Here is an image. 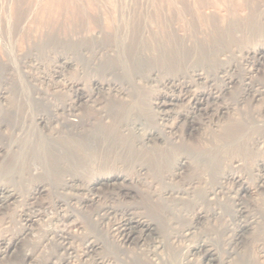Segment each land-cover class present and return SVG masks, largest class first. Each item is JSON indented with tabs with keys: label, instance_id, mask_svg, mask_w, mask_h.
Listing matches in <instances>:
<instances>
[{
	"label": "bare ground",
	"instance_id": "obj_1",
	"mask_svg": "<svg viewBox=\"0 0 264 264\" xmlns=\"http://www.w3.org/2000/svg\"><path fill=\"white\" fill-rule=\"evenodd\" d=\"M53 1L59 2L58 0H53ZM205 1H207V0H205ZM196 2H199V4H200V2H203V0H196ZM249 2H252V1H249ZM165 3H166V1H165ZM179 3H180V5H182V8H180V11L182 10V12L185 9L186 10L188 9V11H192V8L194 9V6L195 5L196 6L199 5V4L197 5V3L195 4V2H193V0L192 1L191 0H179ZM207 3L208 2H206V4ZM241 3L242 2H239V4H241ZM72 4H73V2H72ZM72 4H71V6H72ZM46 5H48V4H46ZM52 5H53V3H52ZM166 5H167V3H166ZM219 5H222L223 7L224 6H227V5H224V3L223 4L220 3V4H218V6ZM71 6H69V7L71 8ZM169 6L170 5L168 4L167 7H169ZM229 6H231V5L229 4ZM64 7H65V5H64ZM79 7H80V5H79ZM176 7L177 6H174V8H176ZM206 7H208V6H206ZM46 8H47V6H46ZM54 8H56V7L54 6L53 9ZM225 8L226 9H224V8L223 9L227 12L230 7H225ZM57 9H59V8H57ZM60 9L62 11V7ZM219 9L220 8H218V10ZM231 9H232V6H231ZM239 9H241V8L239 7ZM247 9H249V8H247ZM156 10L154 12H156ZM178 10H179L178 8L175 9V11H178ZM224 10H223V12H225ZM57 11L60 12V10H57ZM74 11H75V9H74ZM140 11H139V13H140ZM170 11H172V10L169 9L168 12H170ZM263 11H264V9H263ZM149 12H151V11H149ZM166 12H167V9H166ZM203 12H204V10H203ZM207 12H208V10H207ZM17 13H18V11H17ZM60 13H61L60 15H62L63 12H60ZM84 13H85V10H84ZM185 13H187V12H185ZM66 14H67V12H66ZM74 14H75V12H74ZM182 14L184 15V13H182ZM196 14L197 13H195V15ZM262 14L260 12L255 13V12L251 11L249 14H246L245 13V14H243V16H241V15L236 14L234 12V10H233L232 12H229L228 15L227 14L224 15V13L221 14L217 10L214 11V9H213V10H211V12H208V13L204 14V15H207L206 16V21H208L207 23H209V25L210 24L212 25V28L210 29V33L207 36L201 35V31L198 29L199 31H197V32H199L200 35H201V36L200 35L198 36V33L196 31H194V29H192V32L190 30V32H191L190 35L193 36L192 38H194L191 43H189L191 41L190 38H189V36H190L189 33L190 32L188 33L189 36L186 34L187 37L181 38L178 35H176L178 33H176L174 31L173 33L177 36L175 38H178L179 37L180 40L182 41V43L184 42V44H185L184 45L185 48L183 50L180 47V50H182L181 51L182 53L180 55H183L184 57H181L182 59H180L179 58L180 55L178 56V52H173V50L171 49V47L177 45L178 44L177 43V44H175L173 46H171L172 44L170 45L171 47L169 48L170 49L169 52H170V55L171 56L169 55L170 56L169 57L168 54H167V59L169 58V61L171 62L170 64H168V66L170 68L172 67L173 69L174 68H179V69L176 72H174L173 74H169L171 72H168L169 75L166 74L162 78L155 79L156 77H158L160 75V72L162 73V71L164 70V69L162 70V68L164 66L161 68V65H158V66L154 65V66H152L154 68H152L146 74V76L144 78H142L144 82H157L159 86L160 85L162 86L161 89H160V91L157 92L154 95L153 101H148V102H151L152 106H150V107L154 111V117H153L154 118V123H153L154 125H152V123H151L150 125H147V126H145L146 123L144 124V122L141 121L142 119L139 120L141 117H139V119H137V117H135L136 115L134 116L132 114L133 112L136 111V110H134L135 109L134 107H136V105L133 104L134 101L133 100H130V99L133 96L132 91L135 88H133L134 87L133 86L132 87L133 89H132L130 87V84H128V83H130L129 73L131 72L130 71L131 68L127 64V60H125L124 57H122L123 53L120 54L121 48L123 47V45H124L125 48L127 47L129 50H131V48H133V43L134 42H137L136 41V38L130 37V40L129 41L128 40L125 41V40H123V38H119V39H116V40L114 38L113 39L114 40V43L111 44L110 43V41L112 40V39L110 40V36L111 35H107L106 39H104V40H100L99 39L100 40V41H98L99 43L96 44V42L94 41V39H96V38L93 37L95 34L93 36H90V35L86 36L84 34L83 35L81 34L82 36H79L77 38H74V36L72 37V36L69 35L68 36L69 38L64 41L65 42V45L64 46H66V48H65L66 49V52L64 54H62V53L59 54V56L57 57V60H56L57 62L53 66V77H56V78L57 77H60L64 71H72V72L75 71L73 69L74 66H77L78 63H80L81 60H84L86 58V56H87L85 54L87 52H90V53L95 54V55L96 54H99L103 58L102 63L103 64L105 63L106 67H103V66H101L103 68H99L98 67L99 68L98 69L99 72L102 73V74L103 73H106L108 75L110 74V75H112L114 77V79L113 80H112V78L111 79H108V78H110L109 77L110 75L107 76L108 77L107 79H105L106 77H104L101 74H99V77H97L95 75H91V76L89 75L88 76V74L86 73L88 69L86 70V69H84L81 66L83 69H80L81 70L80 72H82L85 75L87 74L86 77L87 78L89 77L88 78V82H90V84L92 83V86H90L89 89L87 88L88 89L87 90L85 88L87 84L85 85L84 82L82 81V78H81L82 76L81 77H78V78H75V79L72 78L71 80L68 79L69 81H67L68 82L67 84H68V87H69V91H71V93H72L71 95H72L73 99L72 100L70 99L71 101L69 100L70 101V104H69V107L67 108L68 109L67 115L65 114L66 116H62V117L59 116L58 113H56V111L59 110V108H60L59 106L60 105H58V104L56 105L55 103H53L51 101V99H49V97L47 95L48 94L47 91H46L47 93L46 92L44 93V92L39 91L38 94H41V97H35L36 104H38L39 107L36 108L37 110L35 112V115L33 117L31 116V119L33 118V121L35 122L36 125H40V129H43L44 131L48 132V133L45 132L46 133L45 140L47 138L48 139V142L43 144V142L41 143V141L39 140L41 144L38 143L39 145L37 144L36 149L37 148L40 149L41 152H39L37 154H39V156H41V158H43V157H48L49 158V159L47 158L48 160H46V158H43L44 160L40 159L43 162L42 165H44L46 167V170L49 173H50L49 169H52L53 172H54V170H60L61 172H65V173H62L63 174L62 178L59 177L61 179V182L59 183V185L56 184V186H57L56 189H57L58 194H62L64 196L66 195L64 197V199L56 200L57 203H55V204L58 205V208L61 207V206L70 204V202L68 201L69 199L70 200L75 199L79 204H81L82 206H85L87 208L89 205H92L95 201H97V198H98L97 196H98V194L100 192H106V193L108 192L111 195L116 196V199H118L120 202L122 201V203H123V200L124 199H131L133 201H136L135 200L136 198L144 199L145 202L147 203V207L152 208V209H155L156 208V205L154 204L153 197H156L157 199L163 201L164 204L166 203V205H167L166 207H169L171 205L172 206H175V205H178V203H182L183 204V203H185L184 200H188L189 197H192V195H193V187H194L192 185L195 183V181L192 180V179L195 178L196 175L192 179H189V181H187L184 185L181 184L182 186H178V185H177L178 187L171 186L172 184H169V183L164 182L165 184H163V186H161L160 188H155L154 186H156V185H154L153 186L154 189L151 188L152 190H150L149 193H144L143 191L140 190L141 187L140 188L138 187V183L139 184L142 183V182H140L139 178H137L138 175L136 174V176L133 177V175H131L129 171L126 172V170H125V172H124L123 170H121L123 162L121 164V168L119 169V167H118L119 170H114L117 166H120V165H117V166L115 165L116 167L113 169V171H111V170L108 171V169L105 170V172H93L92 171V173H90V172L88 173V172H82V171H84L86 169V166H89V165H86L88 163L86 161V155H87L86 152L89 151L88 152L89 155H90V151H92L93 153H97L98 154L97 155V158L100 159V162H101L102 159H104L101 156H102V154L105 155V151H108L109 150L110 144L113 145L115 142L116 143H119V139H117L118 136H116V135L119 134L118 132H120L121 130L120 131H118V130L122 126L124 127L125 130H128L129 131V134L131 136L127 135L129 137L126 136V139L129 138V140L132 141V144H133V141L138 137L137 138V141H136V145H137L136 148H138V147H140L139 149H141L142 147H149V149L155 148V149H159L158 151H160L161 153L163 151H164V153H166L167 150H169V149L171 150V147H175L178 150V147L181 148V146H183L185 144L186 140L189 141L190 138H195L193 136L195 133H198V134L201 133V135H202V132H204L205 129L200 132L201 127L199 125L197 126V124H196L197 122L195 123V121L193 120L194 119L193 116H189L188 113L181 112L178 109V107H179L180 104H182V102L188 101V102H190V103H192L194 105L193 106L194 108H197V110L200 111V110L203 109L200 106H203L204 103H206L208 101V99L217 98V96L216 95L214 96V94H212L210 91H206L205 89H202V90L198 91L195 88L196 85L198 86V84H200V83L205 82L207 84L209 81L213 80V79H210L209 78V70H210L209 67L212 66V63H213V61L211 59H214L215 61H217V59L220 60V59H223L224 57H230V58L231 57H235L236 58V56H237L238 58H241L242 61H245L246 60L247 62H249L251 64V66L248 67L247 69H244L243 68L245 70V72H243L244 70H242L243 74L240 76V78L238 77L240 79L239 82L241 83V89L239 88L241 91L240 90L239 91L237 90L238 93L235 95V99H234L233 103L231 105H229V104L218 105L217 110H216V113H214L215 115L212 113L213 114L212 116H214V117L210 119V122H212V124L215 127L213 129L208 130V132L206 130L205 131H206V133H208V136H212V139H213L214 142L216 141L215 142V144H216L215 146L216 147L215 146L214 147L217 148V150H214L215 153L213 151V153L216 154L214 157L211 156V157H209L208 161L206 160L207 163L209 162V164L214 167V165H216V163L221 162L220 159H222L221 157H223L225 153H227L230 150V151H232L231 153L234 155V152H237V151L235 150L233 152V149H236V148H239V147H242V148L245 149L244 153H247L249 150L255 149L258 152L264 154V83H262L260 86H255L256 84H253L254 81L251 82L252 81L251 80L252 79L251 78L252 75L255 72L257 73L261 67H264V42L260 43V41L258 40L259 38L257 39L259 41V44L258 45L256 44V46L255 45L250 46V43H249L250 41L248 42L249 38L251 39V37H252V39L253 38L256 39V37H259V36H262V35L264 36V16ZM56 15H59V13H57ZM64 15H65V12H64ZM132 15L134 16L135 14H132ZM154 15H155V13H154ZM165 15L166 14L163 13V15H161V16H164L166 18ZM174 15H176V14L174 13ZM204 15H203V17H204ZM135 16H137V15H135ZM176 16L179 19H180V17H182V16L178 17L179 15H176ZM53 17H55V16L53 15ZM157 17H158V15H157ZM167 17H169V15ZM189 17L192 18L191 16H189ZM194 17L192 19H194ZM72 18L73 17H71V19ZM87 18L89 19L88 16H87ZM177 18L175 17V19H177ZM35 19H37V18H35ZM79 19H81V18L79 17ZM83 19H85V18H83ZM182 19H184V18H182ZM195 19H196V21H198V17L197 16L195 17ZM135 20H134V22H135ZM153 20H154V17H153ZM157 20H159V19H157ZM65 21H67V20H65ZM189 21H192V20L189 19ZM200 21L201 20H199V22ZM24 22H25V20H24ZM58 22H59V20H58ZM67 22H65V23H67ZM127 22H128V20H127ZM144 22L145 21H143V25H142V23L141 24L140 23H137V26L142 25V27H143L144 26ZM158 22H160V21H158ZM168 22H172V21H168ZM199 22H196L197 23L196 26H200ZM60 23L61 22H59V24ZM124 23H125V21H124ZM127 24H128L127 26L129 27V23H127ZM133 24H132V26H133ZM189 24H191V23H189ZM50 25L51 26H54L53 24H50ZM192 25H193V23H192ZM43 26L44 25H42V27ZM118 26L120 27L119 24H118ZM132 26H131V28H132ZM164 26H165V23H164ZM188 27H187V29H188ZM44 28L45 27H43V29ZM54 28H56V26H54ZM83 28H85V26H83ZM87 28H85V29H87ZM147 28L148 27H146V29ZM57 29H56V31H57ZM119 29H117V30L119 31ZM125 29H126V26H125ZM165 29H168V28H165ZM165 29H164V31H165ZM176 29H178V28H176ZM185 29H183V30H185ZM53 30H55V29H53ZM62 30H63V28L61 29V31ZM71 30L68 29L67 31L69 32ZM110 30L113 31L112 28ZM115 30H116V28H115ZM133 30L134 29H132V31ZM64 31H66V30H64ZM111 31H110V33H111ZM137 31H138V29H137ZM137 31H135V32H137ZM144 31H145V27L141 30L140 34L142 33V35H143L144 34ZM47 32L48 33H51L49 31H47ZM149 32H151V31H149ZM181 32H182V35H183L184 32L182 30H181ZM71 33H73V32L71 31ZM74 33H76V32H74ZM100 33H101V31H100ZM106 33H104V34H106ZM128 33H130V32L128 31L127 34ZM157 33H159V32H157ZM7 34H8V32H7ZM151 34H153V32ZM174 34H173V36H174ZM153 35H155V34H153ZM160 35H162V34H160ZM65 36H67V35L65 34ZM96 36H98V35H96ZM167 38H168V36H167ZM49 40H50V37H49ZM172 40H174V39L172 38ZM232 40L233 41L234 40H238L239 41L238 43H240V42H247L248 44L245 43L244 47L241 46L240 49L238 48V50H239L238 51V54L232 52V53H230V55H226L224 53V51H222V50H221L222 52L219 51V46H221L223 48L225 46V48H226V45H228ZM140 42H142V41L140 40ZM135 44H137V43H135ZM242 44H240V45H242ZM142 45L144 46V43ZM232 45L234 47L235 44L232 43ZM136 46L138 47V45H136ZM153 46H154V43H153ZM237 46H238V44H237ZM112 48H114V49H112ZM137 50L139 51V48ZM137 50H135V51H137ZM176 50H178V49H176ZM122 51H123V49H122ZM141 52H143V51L141 50ZM150 53H151V51H150ZM144 54L146 56V50H145ZM152 55L155 56L156 54L153 53ZM221 55L223 57H221ZM161 57H164L163 54L161 55ZM161 57H159V58L161 59ZM195 57H198V58H201V59H204L205 58V59L202 60V62L200 61V63L194 64L195 66H192V68H189L188 69V65L190 64V62H192V61L189 62L188 60H190V59H194L195 60ZM151 58L154 59L155 57H152L151 56ZM209 58H210V60H209ZM85 60H87V59H85ZM135 60H136V58H135ZM97 61H99V60H97ZM97 61H96V63H97ZM161 61L164 62L163 58L161 59ZM89 62H90V60L88 61V63ZM94 62H95V60H94ZM155 62H156V60H155ZM162 62H161V64H162ZM132 63H134V62H132ZM156 63H159V62H156ZM193 63H195V61ZM91 64L92 63H90V66H91ZM135 64L137 65V62ZM94 65L96 66V64H94ZM147 65H149V64H147ZM191 65H189V66H191ZM139 66H141L140 63H139ZM230 66L231 65L228 64V63L219 65V67H217V70L213 74V78H216V76L218 77L217 72L218 73L219 72L220 73H224V75H225V76L223 75L222 78L219 76L222 79V85H220L221 87H219V92H229V90H231L230 88H231L232 84L234 85V83H235V79L232 77V75H230V76H227L226 75L228 73V71L231 70V67ZM87 67H88V65H87ZM141 67H143V66H141ZM90 68H92V67H90ZM137 69H138V67H137ZM239 69H240V67H239ZM142 70L143 69H141V71ZM94 72H96V70ZM137 73H140V71H138ZM75 74H77V73H75ZM140 74H142V73H140ZM8 75H11V74H8ZM100 75L103 76L104 78L103 79L100 78ZM135 76H136V74H135ZM143 76H144V74H143ZM33 77L34 76H32V78ZM76 77H77V75H76ZM117 77L118 78L121 77L122 80L120 78L117 79ZM87 78L85 79L86 81H87ZM135 78H137V76ZM123 79L126 80L127 86H129V87H125L126 85L124 86V84H126V83L123 82ZM138 80H140V79H138ZM216 80H217V78H216ZM131 81H133L132 78H131ZM134 83H135V80H134ZM140 83H142V82H140ZM135 84L137 85L138 83H135ZM147 84H149V83H147ZM33 86H36V85L33 84ZM141 86H143V85H141ZM145 86H146V84H145ZM151 86H153V85H151ZM141 89H142V87H141ZM135 91H138V89H136ZM139 91H141V90H139ZM6 93H7V91L5 89H4V91H0V99H3L4 100ZM138 93H140V92H138ZM35 94H37V92ZM53 96L50 95V98H52ZM16 97L17 98L18 97H22L24 99V98L27 97V95H25L21 91V89H20V90H18V92H16ZM146 99H145V103H144L143 99H141V100L140 99H137V100L143 101V103H144L143 105L140 103L143 106V108H144V105L146 104ZM135 100H136V98H135ZM54 101H55V99H54ZM140 101H138V102H140ZM136 102H134V103H136ZM23 103H24L23 101L20 104H12L11 103L12 105H14L12 108L11 107L9 108L7 106V104H5L6 105V107L4 106L5 109H1L2 107L0 108V112L1 111L4 112V115L3 116H2V113H0V117H1L0 118V128L1 127H7V128H10L11 130H14L15 131V130H22V129H24V127H26L23 124L25 123V121L28 120V118H27L28 115L32 114L34 107H32V105L29 104V103H26V104H23ZM56 103H57V101H56ZM137 104H139V103H137ZM148 104H150V103H148ZM141 105H139L136 108H140V107L142 108ZM147 108H148V106H147ZM61 109L64 110V107H62ZM145 109L146 108H144V110L143 109L142 110L145 112L146 111ZM206 109L207 108H205V110ZM142 110H140V113L142 112ZM137 111H139V110L137 109ZM203 111H204V109H203ZM62 112H64V111H62ZM148 112L146 111L145 113H148ZM131 115H133V117H131ZM137 115H138V113H137ZM149 115L147 116V118L149 117ZM142 116H144V114ZM31 121H30V123H32ZM26 123H29V122H26ZM22 126H24V127L22 128ZM31 127L32 126H30V128ZM123 127H122V129H123ZM3 130H6V129H3ZM32 130H33V128H32ZM125 130H124V132H126ZM136 130L137 131H140V132L142 131V134L140 132L139 133L137 132L139 135L141 134L139 136L136 133ZM122 132H123V130H122ZM27 133H28V131H27ZM29 133L31 134L30 131H29ZM35 133H36V131H35ZM206 133H204V134L207 135ZM30 136L32 137L33 135H30ZM133 136L136 137V138L134 139ZM41 137H44V136H41ZM0 138H3L5 140V141L2 140V141H4V143H2L0 141V157L6 158V156H8V155L10 156V153L11 154L13 153V150L14 149L12 151H11V149H12V147L14 145H12V144H14L13 141H15L16 139L11 138L12 141L10 142L9 139H8V135L7 136H4V134H2V133L0 135ZM19 138H21V137H19ZM19 138H17V139L19 140ZM33 139H34V137H33ZM120 139H122V138H120ZM207 139H208V137H207ZM201 140H198V142L201 141ZM36 141H33L34 142V146H36L35 144L38 142V141L37 142ZM213 141H212V143H213ZM29 142H30V140H29ZM120 142H122V141L120 140ZM21 143L23 145V140H22ZM127 143L128 142L126 141L125 144H127ZM125 144H124V146H125ZM17 146H19V145H17ZM128 146L130 147V145H128ZM22 147H24V146H22ZM195 147L198 148L197 146H195ZM214 147H212V148H214ZM25 148H26V146H25ZM110 148L112 150L113 146H111ZM34 150H35V147H34ZM133 151H136V150H133ZM146 151H147V149H146ZM108 152L111 153L110 150ZM122 152L123 151L120 152V155H121ZM140 152H138V153H140ZM183 152H185V151H182V153H179L176 158H173V159L170 158L172 161H171V163L169 165L170 167H167L168 168V170L166 172L167 175L165 176V173H164L163 177H161V178H168V180H170L169 178H172L173 176H177V175L178 176H182L183 175L182 173L184 172L185 169L190 168L191 166H193L192 165L193 164L192 163L193 161L191 162V160H192L191 158H193V160H194V158H195L194 156L195 155L193 157H191V156H189V152L186 153V154H184ZM210 152H212V151H210ZM240 152H241V150H240ZM240 152H239V154H240ZM253 152H254V150H253ZM253 152H252V156L254 155ZM22 153H23V151H22ZM29 153H31V152H29ZM150 153H152V152H150ZM167 153H168V151H167ZM199 153H201V152H199ZM199 153H198V155H199ZM205 153L206 152H204V155L205 156H207V154L209 155L208 152H207V154H205ZM14 154H16V153H14ZM34 154H35V152H34ZM125 154L127 155L126 152H125ZM156 154H157V152H156ZM169 154H170V152H169ZM190 154L192 155V153H190ZM17 155L18 156H21L22 154L20 155L18 153ZM157 155L158 156H162L163 153H162V155H159V154H157ZM32 156H33V154H32ZM106 156H107V154H106ZM113 156L115 157V155H113ZM127 156H126V158H127ZM129 156H131V155H129ZM135 156H136V154H135ZM139 156H141V155H139ZM139 156H138V158H140ZM164 156H165V160H166V154ZM237 156H234L233 158H230V159H229V157L226 158V159H229V162H226L225 163V164L228 163L227 164V169H223V167H222V169L218 170L219 172L216 173L217 176L215 175L216 176V178H215L216 180L213 179L215 181L214 184L212 185V183H213V181H212L211 188L209 190H206L205 191V194L204 195H205V199L206 200H207V198L209 200H211L212 196H217V194L223 192L224 191L223 189L226 188L227 183H231L232 184V189H230V191H232L233 193H235L236 197L242 198L243 200L245 199V201H246L247 200L246 199L247 194L250 192V189H251V187L249 186V183H248V181L250 179L247 178L249 176H252V178H254V186L253 187L256 190V192H258L261 195L264 194V157L263 156L262 157L260 156L261 158L260 157H256V158L252 159L253 161L251 160L252 163H250V164H252V165H251L250 169H249V166H247L248 167L247 170H249V171L247 173H244L243 174V173H240L239 171H236L237 169L235 170L234 167L235 166L236 167L237 166H240L241 163H245V162H243L245 160V156H243L244 158L243 157L241 158L239 155H237ZM14 157H16V156H14ZM145 157H146V155H145ZM169 157H170V155H169ZM202 157H204V156H202ZM248 157H250V154L248 155ZM30 158L33 159L31 156H30ZM37 158L38 157H36V159ZM126 158H125V161H126ZM160 158H162V157H160ZM14 159H17V158H14ZM31 159H29V160H31ZM132 159H133V157H132ZM153 159L156 161V155H155V157ZM19 160H23V158L22 159H19ZM163 160H164V157H163ZM4 161H5V159H4ZM14 161H16V160H14ZM161 161H162V159H161ZM25 162L26 161H24V163ZM32 162H34V160ZM40 162L38 161L36 163L38 164ZM211 162H213L214 164H211ZM1 163H4V162H1ZM22 163H23V161H22ZM89 163H90V161H89ZM164 163H162V164H164ZM130 164L131 163L127 164V165H129L128 167H131ZM153 164H155V162ZM205 164L206 163H204V165ZM3 165H1L2 168L0 169V172L4 168ZM12 165H13V163H12ZM16 165H17V163H16ZM47 165H48V167H47ZM137 165H138V169H137L138 172H140L142 170H145V171L146 170H149V167L145 166L144 163H138ZM218 165H222V163L221 164H218ZM44 166H42V167L44 168ZM162 166L163 165H161V167ZM194 166H196V165H194ZM241 166H243V165H241ZM16 167H18V165ZM42 167L39 168V169H42ZM95 167H96V165H95ZM207 167L209 168V166H207ZM6 168L9 169V167H7V166H6ZM132 168H131V170H133ZM217 168H219V167H217ZM30 169H32V168H30ZM163 169H164V166H163L162 170ZM5 170H4V172H5ZM154 170H156V169H154ZM202 170H205V166H204V169H202ZM20 171H22V170H20ZM90 171H91V169H90ZM99 171H101V169H99ZM61 172H59V173H61ZM43 173H41V174H43ZM145 173H147V172H145ZM158 173H159V171H158ZM23 174H21V175H23ZM54 174H56V172ZM180 174H182V175H180ZM45 175H47V174H45ZM1 176H2V174H1ZM58 176H60V175H58ZM31 177H32V175H31ZM35 177H37V176L35 175ZM49 178H50V176H49ZM185 178H187V177H185ZM20 179H21V177H20ZM54 179L55 178H53V180ZM35 181H36V179H35ZM48 181L49 180H47V182ZM54 181H53V184L55 183ZM7 182L9 183V181H7ZM51 183H49V185H51ZM12 184H13V182H12ZM49 185L46 184V181L45 180H42L41 179V180H38V181L35 182V184H34V186H33V188L31 190H30L31 187L28 188L29 191L27 193L21 190V194H22V192L25 193L26 195L24 196V198L27 201H31V203H34V202L37 201V199L39 200L40 197H42L43 195L48 194V191L49 190L47 189V187ZM151 186H152V184H151ZM49 188H50V186H49ZM50 191H53L52 195L55 192L54 190H51V188H50ZM67 191H69L70 193L69 192L67 193ZM19 198H21V195L13 187L8 186V185L7 186L0 185V214L6 213V211L8 210V208H10L11 205H13V206L16 205V203L19 201ZM126 202H125V204H126ZM139 202H141V201H139ZM27 203H29V202H27ZM41 203H43V202H41ZM34 204H36V203H34ZM34 204H32V205H34ZM113 204H112V206H113ZM141 204H142L141 206L144 205L143 203H141ZM110 205L109 206H108V204H107V206H104L103 205V207H101V208H99L98 210L95 211L96 212L95 214L97 215V217L99 216L100 218L106 219V220L110 216L113 217L117 213L120 214V216H121V218H119L120 220H118V221L116 220L115 223L112 222V223H114L116 225L115 229L118 232V235H119L118 238L120 239L118 241H120V244H122V245L131 244V243L137 244V243H140L141 241H145L146 239H149V240H151L154 243V246H155L154 248L157 249V250H159V249L164 250L167 245L169 246L170 244H172V243H174L176 241H179L182 238H183L182 240H184L185 238H188L189 236H191L194 233V231L198 228V226H202L203 224H207L209 221H211L212 219L217 218L218 216H221V214H222V211H220L219 209H217V207L216 208L215 207H212V206L211 207H207L209 205L206 206L207 209H202L201 207L200 208L197 207V208L194 209L193 214H192V219L189 220L190 223H188V225L186 227H184L183 229L181 228V230L178 233H175L174 232L175 234H169L168 236H166L164 238L163 232H162V225H161V223L158 222L155 219L156 217L153 219L152 217L149 218V216H146L147 213H146V215H144L146 217L144 219H141L143 215L140 216V217H138V213L139 212L136 210L138 207H137V205H136V207L134 206L135 205L134 202H133V205H125L123 208L120 207L121 209L118 208L120 211H118L116 208H114V207H112ZM27 206H30V205H27ZM141 206H139V208H141ZM254 206L256 208L254 209V212L252 213V215L249 218L247 217V219L243 220L242 222H237L236 225L234 226L235 228H233V230H232L233 237H231L232 239L229 241V246H232V247L229 249V251H225L226 254L222 258H220L218 256L217 252L214 251L212 248H210L209 245H207L206 243L200 241V242H196L193 246L191 245V247L187 250V253L185 252L186 253L185 255H183L182 257L181 256L180 257H177V258H180V259L177 262L175 261L176 264H186L188 261L191 260V258H189V257L190 256H194V254H200L199 256H200L201 264H264V199L260 203H254ZM44 207H45V205H44ZM70 207L72 208L71 205H70ZM85 207L83 208V211H81V213L82 212H86L85 211L86 210ZM143 207L145 208V206H143ZM67 208H65V209H67ZM77 208H78V206H77ZM54 209H56V208H54ZM68 209H70V208H68ZM68 209H67V211H69ZM43 210L44 209H42V211ZM57 210H59V209H57ZM70 210L72 211L73 209H70ZM156 210H157V208H156ZM171 210H173V209H171ZM39 211L40 210H38V212ZM248 211H249V208L247 206H240L239 208H235L233 210L234 217H236V216H242V215H244V213H247ZM38 212H36V214L34 212H32V213H24V218H23L24 223L22 224L21 230L20 231L18 230L19 232L15 233L13 235H9V236H4V235L0 236V264H2L1 261L9 262L10 260H14V259H19V261H20L21 264H25L27 261H32V259L34 258V253L35 252L31 251L30 249H31V247H33V248L36 247V245L38 244L37 241H40L39 237L41 236V235L39 237L36 236V233H35V230L36 229L34 228V224L37 222L36 216L38 215L37 214ZM43 212H45V211H43ZM65 212H66V210H65ZM65 212H64L65 215H60V216H63L62 217L63 218V220H62L63 222H65V220L66 221H69V226H71V227H79V226H81V225H79V222L82 219H80L79 222H78V219L75 218V214H77V213H75V212L65 213ZM89 212H87L85 215L87 216L89 222H91V218H92L93 215L90 214ZM152 212H153V210H152ZM46 214H48V213H46ZM119 214H117V215H119ZM151 214H153V213H151ZM60 216L58 218H60ZM44 217H46V216H44ZM157 217H159V215ZM102 219H101V221H102ZM86 221H87V219H86ZM86 221L83 220V222H86ZM59 223H60V220H59ZM98 223H99V221H98ZM166 223H167V221H166ZM57 225H56V227H57ZM166 227H168V226H166ZM170 227L173 228L172 226H170ZM40 228H42V227H40ZM51 228H54V227H51ZM91 228L93 230V227H91ZM96 228H98V227H96ZM163 228L165 229V227H163ZM115 229H114V231H116ZM57 230H60V229L57 228ZM172 231H175V230L172 229ZM70 232H72V231H70ZM70 232L69 231H66V229H65V230H60V234L59 235L57 233V236L59 238H61L63 242H65V240H66V242L62 244V248H65V245L69 243V241L67 239L70 237L68 235V234H70ZM46 233H47V231H46ZM55 236H56V234H55ZM48 237L50 238V236H48ZM31 239H34V241H31ZM45 240H48V239L45 237L44 238V241ZM115 241L117 242V240L114 239L113 242H115ZM25 242L28 243V247H30V248H25L26 247L24 245ZM51 243H55V242L53 241ZM108 243H109L108 245H110V242L109 241H108ZM54 245H56V244H54ZM102 245H103V243H102ZM42 246L43 245H41V247ZM51 246H52V244H51ZM119 246H121V245H119ZM119 246H118V248H120ZM38 247L39 246H37V248ZM66 247H67V245H66ZM100 247L101 246H100V244H99L98 241H95V240L94 241L93 240L92 241H88V240H86L85 241V247H84L83 254L84 253L85 254H87V253H89V254L90 253H95V251H97ZM111 247H110V249H111ZM113 247H115V246H113ZM172 247H174V244H172ZM125 248H127V247H125ZM39 249H41V248H39ZM101 249H103V248H100V250ZM72 250H74V249H72ZM118 250H117V252H118ZM177 250H178V248L176 249V251ZM151 251H152V248H151ZM158 253L157 252H154V254L153 253L152 254L153 255H159ZM175 255H176V253H175ZM134 256L136 257V255H134ZM145 256H147V255H145ZM164 256L165 255H163V257ZM70 257H71V255H70ZM109 257H111V256H109ZM159 257H160V255H159ZM163 257H160L161 260H162ZM115 258H117V257H115ZM118 258H121V256L118 257ZM122 259H124V258H122ZM66 260L69 261L68 259H66ZM79 260H80V258H79ZM92 260H93L92 264H111L110 259H108V257L105 258L104 256H98L97 255ZM130 261L132 262L134 260H130ZM170 261H171V259H170ZM58 264H68V263L67 262L66 263L59 262ZM137 264H157V262L154 261L153 258L152 259H149V260H144V261L142 259L140 260V258H139L138 261H137Z\"/></svg>",
	"mask_w": 264,
	"mask_h": 264
},
{
	"label": "rangeland",
	"instance_id": "obj_2",
	"mask_svg": "<svg viewBox=\"0 0 264 264\" xmlns=\"http://www.w3.org/2000/svg\"><path fill=\"white\" fill-rule=\"evenodd\" d=\"M13 1V2H12ZM17 1V2H16ZM59 2H55L53 0H0V91H4V89L7 91V93L5 94V99H0V108L1 109H5L6 105L10 108H12L14 105L12 104H20L22 103V101L24 102L23 104H26V103H29L32 105V107H34L33 109V112L32 114L28 115V120L25 121V123L23 124L24 126H22V128L24 127V129L22 130H11L10 128H7V127H1L0 128V135L1 133L4 134V136H7L8 135V139L9 141L11 142V138L13 139H16L15 141H13L14 145L11 149V151L13 150V155L16 156L14 157L11 153H10V156H6V158H2L0 157V161L1 162H4V163H1L0 162V169L2 168L1 165H3V167L6 169L3 168V170L0 172L2 174H0V185H4V186H11L13 187L15 190H17V192L21 195V198H19V201L16 203V205H11L10 208H8V210L6 211V213L4 214H0V236L4 235V236H9V235H13L17 232H19L21 230V227H22V224L24 223V213H32L34 212L36 214V212H38V210H40L36 216V219H37V222L34 224V228L36 229L35 230V233H36V236H40L39 239L40 241H37L38 244L36 245V247H31V251L35 252L34 253V258L32 259V261H27L25 264H58L59 262H64V263H68V264H92L93 260L95 258V256H104L105 258L108 257V259H110L111 261V264H137V261L138 259L140 258V260L142 259L143 261L144 260H149V259H154V261L157 262V264H176V262L180 259V258H177V257H182L183 255H185L187 253V250L191 247V245L193 246L196 242H204L206 243L207 245H209L210 248H212L214 251L217 252L218 256L220 258H222L226 252L225 251H229V249L232 247V246H229V241L232 239L231 237H233L232 235V230L233 228H235L234 226L236 225L237 222H242L243 220L247 219V217L249 218L252 213L254 212V209L256 208L254 206V203H260L263 201L264 199V194L261 195L259 194L258 192H256V190L254 189V178H252V176H249L247 178H249L248 180V183H249V186L251 187L250 189V192L247 194V197H246V201L245 199L243 200L242 198H238L236 197L235 193H233L232 191H230V189H232V184L231 183H227V186L226 188H224L219 194H217V196H212L211 200H209L207 198V200L205 199V191L206 190H209L211 188V186L214 184V180L217 176L216 173H218L220 169H227V164H225L226 162H229V159L230 158H233L234 156H237L239 155L241 158L243 156H245V160L243 162L245 163H241V165L243 166H235L234 169L236 171H239L240 173H247L249 170L247 166H249V169L251 167L252 164V159L256 158V157H264V154L263 153H260L258 152L257 150L255 149H252V150H249L247 153H244L245 149L242 148V147H239V148H236V149H233V152L236 150L237 152H234V155L231 153L232 151H228L227 153L224 154L223 157H221L222 159H220L221 162L219 163H216V165H214V167L212 165L209 164V162L207 163L209 157L211 156H215L216 154L214 150H217V148H215L216 144L215 142L213 141L212 139V136H208V133H206V131L208 132V130L210 129H213L215 126L212 124V122H210V119L213 118L214 116H212L214 113H216V110H217V107L218 105H222V104H229L231 105L235 99V95L238 93V91L241 89V83L239 82L240 81V76L243 74V72H245L244 69H247L248 67L251 66V64L249 62H247L246 60L245 61H242L241 58H238L236 56L235 57H224L223 59H217V61H215L214 59H211L213 61L212 63V66H210V70H209V78L210 79H213L211 81H209L207 84L205 82L203 83H200L198 84V86L196 85V90L200 91L202 89H205L206 91H210L212 94H214V96L216 95L217 98H211V99H208V101L206 103H204L203 106H200L201 108L203 109L202 110H197V108H194L193 104L188 102V101H184L182 102V104L179 105L178 109L181 111V112H184V113H188L189 116H193V120L195 121V123L197 124V126L199 125L201 127L200 129V132L203 131L204 129V132H202V135L201 133H195L193 136L195 138H190L189 141L186 140L185 144L183 146H181V148L178 147V151L177 148L175 147H171V150H167L166 153H164V151L162 153L160 151H158L159 149H155V148H151L149 149V147H142L141 149H139L140 147L136 148L137 145H136V141H137V138L133 136V138L135 139L133 141V144H132V141L129 140V138L126 139V136L129 135V131L128 130H125L124 127L122 129V127H120V129L118 131L119 134H117L116 136H118L117 139H119V143H114L113 145L110 144L109 146V150L111 151L108 152V151H105V155L102 154V161L100 162V159L97 158V153H93L92 151H90V155H89V151L86 152L87 155H86V161L88 162L86 165H89V166H86V169L82 172H90L92 173L93 172H105V170L108 169V171H113V169L117 166V165H120V166H117L114 170H119L121 168V164H122V168L121 170H123L125 172H130L131 175H133V177L136 176V174L138 175L137 178H139L140 182L142 183H138V187L140 188L141 191H143L144 193H149L150 190L154 189L155 188H160L161 186H163V184H165L164 182L166 183H169V184H172L171 186H182L184 185L187 181H189V179H192L193 177H196L193 178L192 180L195 181V183L192 185L194 186L193 187V195L192 197H189L188 200H184L185 203H178V205H175V206H169V207H166V203L164 204L163 201L157 199L156 197H153L154 199V204L156 205V208L155 209H152V208H149L147 207V203L145 202L144 199H140V198H136L135 200L136 201H133L131 199H124L123 200V203L122 201L120 202L118 199H116V196H113L111 195L110 193H106V192H100L98 194V198H97V201H95L92 205H89L87 208L85 206H82L81 204H79L75 199H72V200H68L70 202V204L68 205H64V206H61L58 208V205L55 204L57 203L56 200H59V199H64V195L62 194H58L57 192V185H59V183L61 182V179L63 174L62 173H65V172H61L60 170H53L52 169H49L50 173L46 170V167L43 164L42 160H44L43 158H46V160H48L49 158L48 157H43L41 158V156H39V152L40 149H36L37 147V144H41L43 142L44 143H47L48 142V139L46 138L45 140V135L46 131H44L43 129H40V125H36L35 122L33 121V118L31 119V116L33 117L35 115V112H36V108L39 107L38 104H36V99L35 97H41V94H38L39 91L41 92H48V97L49 99H51V101L53 103H55L56 105H60L59 107V110L56 111V113L59 114V116H66L67 113H68V107H69V104H70V101L73 99L72 97V93L71 91H69V87H68V82L69 80H71L72 78L75 79V78H78V77H81L82 78V81L84 82V84L86 85V89L90 88V86H92V83L90 84V82H88V78L86 77L87 74L88 76L90 75H95L97 77H99V74L103 75L104 77H106L105 79H107L109 76L108 74L106 73H100L99 72V68H103V67H106L105 63L103 64L102 63V56H100L99 54H92L90 52H87L85 55L86 58L88 61L90 60V62L88 63L87 60H81L80 63H78L77 66H74V70L75 71H64L62 73V75L60 77H53V66L56 64V60H57V57L59 56L60 53L64 54L66 52V46L65 45V40L68 39L69 35L70 36H74V38H77L79 36H82L83 34L88 36H94L96 39H94V41L96 42V44H98L100 40H104L106 39L107 35H111L110 36V43H114V38L115 40L116 39H119V38H123V40L125 41H129L130 40V37H134L136 38V41L137 42H134L133 43V48H131V50H129L127 47L125 48L124 45L123 47L121 48V53H123L122 57H124L125 60H127V64L130 66V73H129V77H130V87L132 88H135L132 93H133V96L130 100H133V104L136 105V107H138L139 105H143L145 103V99H146V104L144 105V108H146L145 110L148 112V113H145L143 110V106L142 108H136L134 107L136 110L135 112H133L132 114L137 117V119H139V117H141L139 120H141L142 122H144L145 126L147 125H150L152 123V125H154V111L151 109L150 106H152L151 102H148V101H153V98H154V95L160 91L161 89V85L159 86L157 82H144L142 78H144L146 76V74L154 67V65L158 66V65H161V68H162V73L160 72V75L158 77H156L155 79H159V78H162L163 76H165L166 74L169 75V74H173L174 72H176L179 68H170L168 66V64H170L171 62L169 61V58L167 59V54L168 56L170 55V52H169V48L175 44V46L171 47V49L173 50V52H178V56L182 53L181 51L185 48V44L184 42L182 43V41L180 40L179 37L183 38V37H187L188 33L192 32V29H194V31H201V35H205L207 36L209 33H210V29L212 28V25L209 23H207L208 21H206V16L207 15H204L208 12H211V10L214 9L217 10L219 13H224V15H228L229 12H232L234 10V12L238 15H241L243 16V14H249L251 11L255 12V13H258L260 12L263 16H264V0H203V2L206 4V2H208L206 5L203 3V2H196V0H193V2H195V4L197 3V5L199 6H194V9L192 8V11H188V9L186 10H182L180 11V8H182V5H180L179 3V0H58ZM161 3H160V2ZM167 5H166V3ZM192 1V0H191ZM229 1V2H228ZM248 1V2H247ZM249 1H252V2H249ZM21 4H20V3ZM49 2V3H48ZM55 2V3H54ZM73 2V4H72ZM76 2V3H75ZM126 2V3H125ZM129 2V3H128ZM175 2V3H174ZM215 2V3H214ZM224 3V5H227V6H222V5H219L220 3ZM236 2V3H235ZM238 2V3H237ZM239 2H242L241 4H239ZM27 3V4H26ZM53 3V5H52ZM57 3V4H56ZM62 3V4H61ZM64 3V4H63ZM69 3V4H68ZM75 3V4H74ZM82 3V4H81ZM124 3V4H123ZM150 3V4H149ZM163 3V4H162ZM179 3V4H178ZM218 3V4H217ZM227 3V4H226ZM244 3V4H243ZM262 3V4H261ZM6 4V5H5ZM10 4V5H9ZM48 4V5H46ZM56 4V5H55ZM72 4V6H71ZM110 4V5H109ZM128 4V5H127ZM130 4V5H129ZM132 4V5H131ZM141 4V5H140ZM146 4V5H145ZM168 4L170 5L169 7ZM173 6H172V5ZM177 4V5H176ZM202 4V5H201ZM229 4L232 6V9H231V6H229ZM237 4V5H236ZM45 5V6H44ZM62 5V6H61ZM65 5V7H64ZM68 5V6H67ZM80 5V7H79ZM150 5V6H149ZM201 5V6H200ZM214 5V6H213ZM251 5V6H250ZM47 6V8H46ZM52 6V7H51ZM56 7L53 9V7ZM58 6V7H57ZM67 6V7H66ZM71 6V8L69 7ZM125 6V7H124ZM145 6V7H144ZM155 6V7H154ZM174 6H177L176 8H178L179 10L178 11H175L176 8H174ZM208 6V7H206ZM213 6V7H212ZM237 6V7H236ZM244 6V7H243ZM250 6V7H249ZM255 6V7H254ZM10 9H9V8ZM23 7V8H22ZM62 7V11H61V8ZM79 7V8H78ZM136 7V8H135ZM144 7V8H143ZM147 7V8H146ZM149 7V8H148ZM166 7V8H165ZM171 7V8H170ZM204 7V8H203ZM216 7V8H215ZM225 7H230L229 10L226 12L224 9H226ZM239 7L242 9H239ZM243 7V8H242ZM59 8V9H57ZM126 8V9H125ZM160 8V9H159ZM174 8V9H173ZM197 8V9H196ZM207 8V9H206ZM218 8H220L218 10ZM224 8V9H223ZM246 8V9H245ZM249 8V9H247ZM256 8V9H255ZM50 9V10H49ZM64 9V10H63ZM75 9V11H74ZM157 9V10H156ZM162 9V10H161ZM166 9H167V12H166ZM170 10V12H168ZM239 9V10H238ZM260 9V10H259ZM3 10V11H2ZM12 10V11H11ZM57 10H60V12H63L62 15H60L61 13ZM84 10H85V13H84ZM141 10V11H140ZM156 10V12H154ZM194 10V11H193ZM197 12H196V11ZM204 10V12H203ZM208 10V12H207ZM223 10L225 12H223ZM18 11V13H17ZM54 13H53V12ZM56 11V12H55ZM138 11V12H137ZM140 11V13H139ZM148 13H147V12ZM151 11V12H149ZM174 11V12H173ZM201 11V12H200ZM206 11V12H205ZM243 11V12H242ZM262 11V12H261ZM20 12V13H19ZM48 14H47V13ZM64 12H65V15H64ZM67 12V14H66ZM75 12V14H74ZM88 12V13H87ZM97 12V13H96ZM146 12V13H145ZM177 12V13H176ZM181 14H180V13ZM187 12V13H185ZM200 12V13H199ZM42 13V14H41ZM53 13V14H52ZM57 13H59V15H56ZM79 13V14H78ZM155 13V15H154ZM166 14V18L164 16H161ZM169 13V14H168ZM174 13L176 15H179L178 17L182 16L184 13V15L182 17L177 18L176 15H174ZM193 13V14H192ZM195 13H197L195 15ZM99 14V15H98ZM132 14H135L137 16H133ZM145 14V15H144ZM147 14V15H146ZM149 14V15H148ZM189 14V15H188ZM192 14V15H191ZM200 14V15H199ZM204 17H203V15ZM10 15V16H9ZM53 15L55 17H53ZM80 15V16H79ZM126 15V16H125ZM152 15V16H151ZM154 15V16H153ZM158 15V17H157ZM169 15V17H167ZM41 16V17H40ZM86 16V17H85ZM87 16L89 17V19L87 18ZM121 16V17H120ZM132 16V17H131ZM146 16V17H145ZM149 16V17H148ZM171 16V17H170ZM174 16V17H173ZM189 16H191L192 18L195 16L198 17V21H196L195 17L194 19L190 18ZM200 16V17H199ZM71 17H73L71 19ZM79 17L81 19H79ZM119 17V18H118ZM153 17H154V20H153ZM157 17V18H156ZM175 17L177 19H175ZM188 17V18H187ZM31 18V19H30ZM37 18V19H35ZM55 18V19H54ZM58 18V19H57ZM75 18V19H74ZM77 18V19H76ZM85 18V19H83ZM124 18V19H123ZM129 18V19H128ZM184 18V19H182ZM201 18V19H200ZM53 19V20H52ZM69 19V20H68ZM123 19V20H122ZM126 19V20H125ZM136 19V20H135ZM159 19V20H157ZM166 19V20H165ZM172 19V20H171ZM187 19V20H186ZM192 20V21H189ZM203 19V20H202ZM25 20V22H24ZM28 20V21H27ZM43 20V21H42ZM52 20V21H51ZM61 22L59 24V22ZM67 20V21H65ZM76 20V21H75ZM86 20V21H85ZM96 20V21H95ZM100 20V21H99ZM122 20V21H121ZM128 20V22H127ZM130 20V21H129ZM135 20V22H134ZM139 20V21H138ZM165 20V21H164ZM180 20V21H179ZM194 20V21H193ZM199 20H201L199 22ZM9 21V22H8ZM45 21V22H44ZM48 21V22H47ZM56 21V22H55ZM64 21V22H63ZM78 21V22H77ZM125 21V23H124ZM133 21V22H132ZM138 21V22H137ZM143 21L144 22V26L142 27L143 25ZM160 21V22H158ZM164 21V22H163ZM168 21H172V22H168ZM43 22V23H42ZM55 22V23H54ZM63 22V23H62ZM67 22V23H65ZM132 22V23H131ZM191 24H189V23ZM196 22H199L200 26H196L197 23ZM204 22V23H203ZM23 23V24H22ZM38 23V24H37ZM48 25H47V24ZM65 23V24H64ZM69 23V24H68ZM88 23V24H87ZM93 23V24H92ZM99 23V24H98ZM121 23V24H120ZM124 23V24H123ZM129 23V27L127 26ZM135 25H134V24ZM137 23H142V25H139L137 26ZM164 23H165V26H164ZM188 23V24H187ZM193 23V25H192ZM26 24V25H25ZM41 24V25H40ZM50 24H53L54 26H56V28H54V26H51ZM56 24V25H55ZM84 24V25H83ZM118 24L120 25V27L118 26ZM133 24V26H132ZM42 25H44L43 27H45L43 29ZM71 25V26H70ZM87 25V26H86ZM147 25V26H146ZM162 25V26H161ZM178 25V26H177ZM180 25V26H179ZM69 26V27H68ZM83 26H85V28H83ZM125 26H126V29H125ZM132 26V28H131ZM141 26V27H140ZM189 26V27H188ZM210 26V27H209ZM8 27V28H7ZM27 27V28H26ZM53 27V28H52ZM61 27V28H60ZM71 27V28H70ZM145 27V31H144V34L142 35V33L140 34L141 30ZM146 27H148L146 29ZM175 27V28H174ZM188 27V29H187ZM204 27V28H203ZM206 27V28H205ZM47 28V29H46ZM52 28V29H51ZM58 28V29H57ZM60 28V29H59ZM63 28V30L61 31V29ZM67 28V29H66ZM103 28V29H102ZM112 28V30L114 31H111L110 29ZM116 28V30H115ZM120 28V29H119ZM130 28V29H129ZM142 28V29H141ZM165 28H168V29H165ZM178 28V29H176ZM186 28V29H185ZM191 28V29H190ZM51 29V30H50ZM55 29V30H53ZM57 29V31H56ZM71 30L73 33H71V31H67V30ZM119 29V31L117 30ZM122 29V30H121ZM125 31H124V30ZM128 29V30H127ZM132 29H134L132 31ZM138 29V31H137ZM141 29V30H140ZM165 29V31H164ZM170 29V30H169ZM185 29V30H183ZM199 29V30H198ZM205 29V30H204ZM11 30V31H10ZM66 30V31H64ZM121 30V31H120ZM154 30V31H153ZM181 30L184 32L183 35H182V32ZM47 31L51 32V33H48ZM101 31V33H100ZM103 31V32H102ZM105 31V32H104ZM111 31V33H110ZM130 32L127 34V32ZM137 31V32H135ZM151 31V32H149ZM170 31V32H169ZM176 32L178 34L179 37L178 38H175L177 37L173 32ZM205 31V32H204ZM208 31V32H207ZM8 32V34H7ZM11 32V33H10ZM65 32V33H64ZM76 32V33H74ZM79 32V33H78ZM89 34H88V33ZM107 32V33H106ZM118 32V33H117ZM132 32V33H131ZM147 32V33H146ZM153 32V34H151ZM155 32V33H154ZM159 32V33H157ZM165 32V33H164ZM186 32V33H185ZM191 32L189 33V35L191 34ZM203 32V33H202ZM22 33V34H21ZM70 33V34H69ZM78 33V34H77ZM106 33V34H104ZM113 33V34H112ZM121 33V34H120ZM198 33V36L200 35L199 32ZM10 34V35H9ZM47 34V35H46ZM65 34L67 36H65ZM72 34V35H71ZM76 34V35H75ZM82 34V35H81ZM102 34V35H101ZM104 34V35H103ZM117 34V35H116ZM162 34V35H160ZM166 34V35H165ZM168 34V35H167ZM174 34V36H173ZM180 34V35H179ZM187 34V35H186ZM16 35V36H15ZM98 35V36H96ZM116 37H115V36ZM128 35V36H127ZM185 35V36H184ZM188 35V36H189ZM200 35V36H201ZM6 36V37H5ZM63 36V37H62ZM136 36V37H135ZM168 36V38H167ZM173 36V37H172ZM191 36V35H190ZM190 38V42L191 43L193 41L194 38H192L193 36H191ZM9 37V38H8ZM47 37V38H46ZM49 37H50V40H49ZM65 37V38H64ZM109 37V36H108ZM16 38V39H15ZM166 38V39H165ZM172 38L174 40H172ZM259 38V39H258ZM264 36H259V37H256L252 39L249 38L248 42L250 43V46H253L256 44L258 45L259 44V41L260 43L264 42ZM48 39V40H47ZM98 39V40H97ZM100 39V40H99ZM168 39V40H167ZM259 41H258V40ZM262 39V40H261ZM11 42H10V41ZM16 40V41H15ZM140 40L142 42H140ZM150 41V42H149ZM49 42V43H48ZM164 42V43H163ZM239 41L238 40H232L228 45H226V48L224 46L221 47L219 46V51L222 52L224 51V53L226 55H230V53L234 52L236 54H238V48L240 49L241 46L244 47L245 43L248 44L247 42H240L238 43ZM254 44H253V43ZM137 43V44H135ZM140 43V44H139ZM144 43V46L142 45ZM153 43H154V46H153ZM233 44L234 47H233ZM243 43V44H242ZM172 44V45H171ZM238 44V46H237ZM242 44V45H240ZM10 45V46H9ZM138 45V47L136 46ZM141 45V46H140ZM171 45V46H170ZM230 45V46H229ZM228 46V47H227ZM64 47V48H63ZM180 47L182 48V50H180ZM236 47V48H235ZM136 48V49H135ZM139 48V51L137 50ZM143 48V49H142ZM145 48V49H144ZM178 50H176V49ZM9 49V50H8ZM114 49V48H112ZM123 49V51H122ZM65 50V51H64ZM129 50V51H128ZM137 50V51H135ZM141 50L143 52H141ZM146 50V56L144 54ZM151 53H150V51ZM222 50V51H221ZM11 51V52H10ZM61 51V52H60ZM135 51V52H134ZM149 51V52H148ZM228 51V52H227ZM10 52V53H9ZM138 52V53H137ZM164 52V53H163ZM126 53V54H125ZM130 53V54H129ZM133 53V54H132ZM156 54L155 56L152 55V54ZM166 53V54H165ZM125 54V55H124ZM135 54V55H134ZM139 54V55H138ZM163 54L164 57H161V55ZM138 55V56H137ZM152 57H155L154 59L151 58ZM95 56V57H94ZM141 56V57H140ZM171 56V55H170ZM169 56V57H170ZM138 57V58H137ZM148 57V58H147ZM161 57V59L163 58L164 62L161 61V59L159 58ZM166 57V58H165ZM181 57H184L183 55H180L179 58L182 59ZM221 57H223L221 55ZM136 58V60H135ZM92 59V60H91ZM101 59V60H100ZM139 59V60H138ZM160 59V60H159ZM205 59V58H204ZM204 59H201V58H198V57H195V60L194 59H190L188 60L190 62L189 66L188 65V69L189 68H192V66H195L194 64L196 63H200V61L202 62V60ZM235 59V60H234ZM95 60V62H94ZM99 60V61H97ZM159 62V63H156L155 62ZM210 60V58H209ZM219 60V61H218ZM222 60V61H221ZM97 61V63H96ZM144 61V62H143ZM195 61V63H193ZM224 61V62H223ZM233 61V62H232ZM82 62V63H81ZM94 62V63H93ZM101 62V63H100ZM129 62V63H128ZM134 62V63H132ZM137 62V65L135 64ZM162 62V64H161ZM168 62V63H167ZM188 62V63H189ZM223 62V63H222ZM237 62V63H236ZM90 63L91 66H90ZM133 65H132V64ZM139 63L141 66H139ZM166 63V64H165ZM217 63V64H216ZM230 64L231 66V70L228 71V73L226 74L227 76H230L232 75V77L235 79V83L234 85L232 84L231 86V90H229V92H219V87H221L220 85H222V77L224 75V73H218L217 72V75L218 77L216 76V78H213V74L214 72L217 70V67H219V65H222V64ZM233 63V64H232ZM83 64V65H82ZM96 64V66L94 65ZM99 64V65H98ZM103 64V65H102ZM143 64V65H142ZM145 64V65H144ZM149 64V65H147ZM238 64V65H237ZM86 65V66H85ZM88 65V67H87ZM98 65V66H97ZM105 65V66H104ZM135 65V66H134ZM88 69L87 70V74H83L82 72H80L81 70L80 69ZM92 68H90V67ZM103 66V67H101ZM134 66V67H133ZM95 67V68H94ZM99 67V68H98ZM136 67V68H135ZM138 67V69H137ZM140 67V68H139ZM160 67V66H159ZM240 67V69H239ZM134 68V69H133ZM244 68V69H243ZM262 68V69H261ZM259 69V71L256 73H254L252 75V81L253 84H256L255 86H260L262 83H264V67H261ZM72 69V70H73ZM141 69H143L141 71ZM168 69V70H167ZM96 70V72H94ZM145 70V71H144ZM167 72H166V71ZM242 70H244L242 72ZM77 71V72H76ZM94 73H93V72ZM136 71V72H135ZM138 71H140V73H137ZM188 71V70H187ZM164 72V73H163ZM168 72H171L168 74ZM230 72V73H229ZM77 73V74H75ZM96 73V74H95ZM132 73V74H131ZM134 73V74H133ZM241 73V74H240ZM8 74H11V75H8ZM29 76H27V75ZM75 74V75H74ZM137 78H135L136 76ZM144 74V76H143ZM221 74V75H220ZM34 76L32 78V76ZM77 75V77H76ZM100 75V78H104L103 76ZM142 75V76H141ZM132 76V77H131ZM212 78H211V77ZM221 78H220V77ZM225 76V75H224ZM62 77V78H61ZM71 77V78H70ZM110 78L108 79H111L112 80L114 79V77L112 75L109 76ZM239 77V78H238ZM84 78V79H83ZM87 78V81L85 80ZM121 79V77H119ZM117 77V79H119ZM131 78L133 81H131ZM36 79V80H35ZM69 79V80H68ZM140 79V80H138ZM219 79V80H218ZM237 79V80H236ZM122 80V79H121ZM134 80H135V83H138L137 86L135 83H134ZM138 80V81H137ZM221 81V82H220ZM263 81V82H262ZM31 82V83H30ZM123 82L126 83V80L123 79ZM142 82V83H140ZM149 83V84H147ZM258 83V84H257ZM36 85V86H33ZM134 84V85H133ZM146 84V86H145ZM155 84V85H154ZM67 85V86H66ZM126 85V86H125ZM136 85V86H135ZM143 85V86H141ZM148 85V86H147ZM153 85V86H151ZM40 86V87H39ZM52 86V87H51ZM125 87H129L127 86V83L124 84ZM142 89H141V87ZM151 86V87H150ZM42 87V88H41ZM29 90H28V89ZM53 88V89H52ZM132 88V89H133ZM154 88V89H153ZM201 88V89H200ZM240 88V89H239ZM25 94L27 95L26 98H22V97H16V92H18V90H20ZM40 89V90H39ZM87 89V90H88ZM136 89H138V91H135ZM56 90V91H55ZM62 90V91H61ZM141 90V91H139ZM146 92H145V91ZM148 90V91H147ZM238 90V91H237ZM10 91V92H9ZM59 91V92H58ZM61 91V92H60ZM144 91V92H143ZM241 91V90H240ZM37 92V94H35ZM46 92V93H47ZM140 92V93H138ZM60 93V94H59ZM145 93V94H144ZM54 95L52 98H50V95ZM13 95V96H12ZM40 95V96H39ZM34 96V97H33ZM9 97V98H8ZM144 97V98H143ZM136 98V100H135ZM150 98V99H149ZM30 99V100H29ZM35 99V100H34ZM55 99V101H54ZM57 99V100H56ZM71 99V100H70ZM137 99H143V101H140V100H137ZM65 100V101H64ZM70 100V101H69ZM35 101V102H34ZM57 101V103H56ZM140 101V102H138ZM7 102V103H6ZM3 103V104H2ZM12 103V104H11ZM139 103V104H137ZM141 103V104H140ZM150 103V104H148ZM66 104V105H65ZM148 104V105H147ZM2 105V106H1ZM11 105V106H10ZM37 105V106H36ZM5 106V107H4ZM64 107V110H62L61 108ZM148 106V108H147ZM191 107V108H190ZM205 108H207L205 110ZM39 109V108H38ZM137 109L139 111H137ZM143 109V110H142ZM199 109V108H198ZM140 110H142V112L140 113ZM64 111V112H62ZM151 111V112H150ZM215 111V112H214ZM61 112V113H60ZM2 113V116L4 115V112H0ZM34 113V114H33ZM135 113V114H134ZM138 113V115H137ZM144 116H142L143 114ZM213 113V114H212ZM61 114V115H60ZM66 114V115H65ZM150 114V115H149ZM133 115H131V117H133ZM149 115V117L147 118V116ZM152 115V116H151ZM215 115V114H214ZM146 116V117H145ZM1 118V117H0ZM145 118V119H144ZM124 119V118H123ZM122 119V120H123ZM151 119V120H150ZM32 120V121H31ZM121 120V121H122ZM144 120V121H143ZM153 120V121H152ZM30 121L32 123H30ZM151 121V122H150ZM26 122H29V123H26ZM149 124H148V123ZM26 124V125H25ZM32 124V125H31ZM35 125V126H34ZM213 125V126H212ZM30 126H32L30 128ZM33 128V130H32ZM3 129H6V130H3ZM9 129V130H8ZM31 129V130H30ZM35 129V130H34ZM8 130V131H7ZM38 130V131H37ZM123 130V132H122ZM124 130L126 132H124ZM12 131V132H11ZM24 131V132H23ZM28 131V133H27ZM29 131L31 132V134L29 133ZM36 131V133H35ZM128 131V132H127ZM10 132V133H9ZM15 132V133H14ZM46 132V133H45ZM139 133L140 131H137L136 130V133ZM44 135H43V134ZM123 133V134H122ZM125 133V134H124ZM137 133V134H138ZM142 134V131L140 132ZM204 133H206L207 135H205ZM36 134V135H35ZM122 134V135H121ZM136 134V135H137ZM140 134V135H141ZM197 134V135H196ZM30 135H33L32 137ZM139 135V134H138ZM137 135V136H138ZM139 135V136H140ZM210 135V134H209ZM30 136V137H29ZM38 136V137H37ZM41 136H44V137H41ZM127 136V137H129ZM21 137V138H19ZM34 137V139H33ZM122 139H120V138ZM210 140H208L207 139ZM19 138V140L17 139ZM24 138V139H23ZM41 138V139H40ZM43 138V139H42ZM132 138V139H133ZM200 138V139H199ZM33 139V140H32ZM38 141H36V140ZM202 139V140H201ZM207 139V140H206ZM4 140L3 138H0V141L2 143H4ZM22 140H23V145H22ZM32 141H36L35 145L34 146V142L30 143L29 142ZM41 143H40V141ZM120 140L122 142H120ZM124 140V141H123ZM129 140V141H128ZM197 140V141H196ZM198 140H201L198 142ZM27 143H26V142ZM46 141V142H45ZM126 141L128 142L127 144ZM208 141V142H207ZM213 141V143H212ZM25 142V143H24ZM203 144H201V143ZM123 143V144H122ZM133 145H131V144ZM32 144V145H31ZM38 144V145H39ZM121 144V145H120ZM125 144V146H124ZM187 144V145H186ZM194 144V145H193ZM212 144V145H211ZM19 145V146H17ZM117 145V146H116ZM130 145V147L128 146ZM151 145V144H150ZM149 145V146H150ZM194 147H193V146ZM200 145V146H199ZM208 145V146H207ZM24 146V147H22ZM26 146V148H25ZM111 146H113L112 150H111ZM116 146V147H115ZM123 148H122V147ZM132 146V147H131ZM186 148H185V147ZM195 146H197L198 148H196ZM205 146V147H204ZM214 148H212V147ZM31 147V148H30ZM34 147H35V150H34ZM121 147V148H120ZM129 147V148H128ZM200 147V148H199ZM30 148V149H29ZM33 148V149H32ZM116 148V149H115ZM120 148V149H119ZM135 148V149H134ZM174 148V149H173ZM190 150H189V149ZM242 148V149H241ZM17 149V150H16ZM22 149V150H21ZM24 149V150H23ZM28 149V150H27ZM124 149V150H123ZM147 149V151H146ZM182 149V150H181ZM193 149V150H192ZM244 149V150H243ZM38 150V151H37ZM119 150V151H118ZM131 150V151H130ZM133 150H136V151H133ZM145 152H143V151ZM157 150V151H156ZM174 150V151H173ZM189 150V151H188ZM241 150V152H240ZM254 150V152H253ZM10 151V152H11ZM15 151V152H14ZM17 151V152H16ZM23 151V153H22ZM31 153H29V152ZM114 151V152H113ZM118 151V152H117ZM123 151L120 155V152ZM141 151V152H140ZM182 151H185L183 152L184 154L188 153L189 152V156L193 157L194 155V160L193 158H191V162L193 163L190 168H187L184 170V172L180 175L182 176H173L172 178H169L170 180H168V178H161L163 177L164 173H165V176L167 175V170L168 168L167 167H170V163H171V159L173 158H176L177 155L179 153H182ZM212 151V152H210ZM214 151V153H213ZM33 152V153H32ZM35 152V154H34ZM107 152V153H106ZM125 152L127 153V155L125 154ZM140 152V153H138ZM152 152V153H150ZM159 155H162V156H158L157 154ZM159 152V153H158ZM170 152V154H169ZM194 152V153H193ZM201 152V153H199ZM204 152H206L205 154H207V152L209 153V155L207 154V156L204 155ZM230 152V153H229ZM240 152V154H239ZM252 152H253V156H252ZM16 153V154H14ZM22 154L21 156H18L17 154ZM109 153V154H108ZM125 155H124V154ZM161 153V154H160ZM192 153V155L190 154ZM199 153V155H198ZM212 155H211V154ZM244 153V154H243ZM33 154V156H32ZM94 154V155H93ZM107 154V156H106ZM134 154V155H133ZM138 155H141L139 156L140 158H138V156L136 157L135 156ZM166 154V160H165V155ZM237 154V155H236ZM242 154V155H241ZM250 154V157H248V155ZM26 155V156H25ZM115 155V157L113 156ZM124 155V156H123ZM131 155V156H129ZM146 155V157H145ZM156 155V161L153 159ZM170 155V157H169ZM233 155V156H232ZM259 155V156H258ZM25 156V157H24ZM30 156L33 158L31 159ZM38 157L36 159V157ZM121 156V157H120ZM127 156V158H126ZM149 156V157H148ZM168 156V157H167ZM172 156V157H171ZM197 156V157H196ZM204 156V157H202ZM35 157V158H34ZM133 157V159H132ZM143 157V158H142ZM162 157V158H160ZM163 157H164V160H163ZM202 157V158H201ZM206 157V158H205ZM218 157V156H217ZM227 157H229V159H226ZM238 157V156H237ZM260 157V158H261ZM8 158V159H7ZM14 158H17V159H14ZM22 159L23 160H19V159ZM48 158V159H47ZM116 158V159H115ZM125 158H126V161H125ZM135 158V159H134ZM142 158V159H141ZM159 158V159H158ZM171 158V159H170ZM244 158V157H243ZM250 158V159H249ZM5 159V161H4ZM26 159V160H25ZM34 160V162H32ZM39 159V160H38ZM42 159V160H40ZM138 159V160H137ZM142 161H141V160ZM150 159V160H149ZM162 159V161H161ZM169 159V160H168ZM199 159V160H198ZM8 160V161H7ZM16 160V161H14ZM124 160V161H123ZM144 160V161H143ZM153 160V161H152ZM159 160V161H158ZM203 160V161H202ZM207 160V161H206ZM223 160V161H222ZM252 160V161H251ZM19 161V162H18ZM23 161V163H22ZM24 161H26L24 163ZM40 162V163H36V162ZM90 161V163H89ZM106 161V162H105ZM139 161V162H138ZM158 161V162H157ZM165 163H164V162ZM170 161V162H169ZM199 161V162H198ZM126 162V163H125ZM146 162V163H145ZM155 162V164H153ZM247 162V163H246ZM13 163V165H12ZM18 167H16L17 165ZM22 163V164H21ZM109 163V164H108ZM130 164L131 167H128L129 165L127 164ZM138 163H144L145 166L149 167V170H142L140 172H138ZM164 163V164H162ZM169 163V164H168ZM204 163H206L204 165ZM222 165H218V164H221ZM15 164V165H14ZM23 166H21V165ZM26 164V165H25ZM93 164V165H92ZM96 167H95V165ZM106 164V165H105ZM111 164V165H110ZM133 164V165H132ZM158 164V165H157ZM160 164V165H159ZM168 164V165H167ZM209 164V165H208ZM211 164H214L213 162H211ZM250 164V165H249ZM34 165V166H33ZM91 165V166H90ZM100 165V166H99ZM105 165V166H104ZM116 165V166H115ZM126 167H124V166ZM156 165V166H155ZM161 165L164 166V171L162 170L163 166L161 167ZM167 165V166H166ZM196 165V166H194ZM199 165V166H198ZM203 165V166H202ZM246 165V166H245ZM9 167L8 168H6ZM12 166V167H11ZM25 166V167H24ZM37 166V167H36ZM44 166V168L42 167ZM94 168H93V167ZM107 166V167H106ZM109 166V167H108ZM204 166H205V170H202L204 169ZM209 166V168L207 167ZM36 167V168H35ZM42 169H39L41 168ZM48 167V165H47ZM101 167V168H100ZM119 167V169H118ZM133 167V168H132ZM194 167V168H193ZM219 167V168H217ZM14 168V169H13ZM21 168V169H20ZM32 168V169H30ZM36 170H35V169ZM89 168V169H88ZM95 170H93V169ZM96 168V169H95ZM131 168L133 170H131ZM151 168V169H150ZM160 168V169H159ZM201 168V169H200ZM213 170H212V169ZM217 168V169H216ZM13 171H12V170ZM24 169V170H23ZM27 169V170H26ZM88 169V170H87ZM91 169V171H90ZM99 169H101V171H99ZM154 169H158L157 171L154 170ZM196 169V170H195ZM207 169V170H206ZM209 169V170H208ZM5 170V172H4ZM22 170V171H20ZM52 170V171H51ZM131 170V171H130ZM136 172H135V171ZM161 170V171H160ZM192 170V171H191ZM195 172H194V171ZM9 171V172H8ZM34 173H33V172ZM38 173H37V172ZM47 171V172H46ZM61 173H59V172ZM155 171V172H154ZM159 171V173H158ZM163 171V172H162ZM213 171V172H212ZM215 171V172H214ZM43 174H41V173ZM56 172V174H54ZM147 172V173H145ZM150 172V173H149ZM152 172V173H151ZM17 173V174H16ZM24 173V174H23ZM33 173V174H32ZM186 173V174H185ZM193 173V174H192ZM199 173V174H198ZM23 174V175H21ZM47 174V175H45ZM50 174V175H49ZM52 174V175H51ZM157 174V175H156ZM214 174V175H213ZM21 175V176H20ZM34 178H32L31 177ZM35 175L38 177H35ZM45 175V176H44ZM60 175V176H58ZM156 175V176H155ZM159 175V176H158ZM193 175V176H192ZM216 175V176H215ZM23 176V177H22ZM42 176V177H41ZM47 176V177H46ZM50 176V178H49ZM192 176V177H191ZM200 178H199V177ZM19 177V178H18ZM21 177V179H20ZM58 177V178H57ZM60 177V178H59ZM183 177V178H182ZM187 177V178H185ZM214 177V178H213ZM45 180L46 181V184L49 185V183H51L50 188L51 190H54V194L52 195L53 191H50V188L49 186L47 187V189L49 190L48 191V194L46 195H43L42 197H40V199L34 203H31V201H27L24 196L26 195L25 193L22 192L21 194V190L24 191V192H28L30 188V190L33 188L34 184L36 181L38 180ZM53 178H57L55 181L53 180ZM197 178V179H196ZM36 179V181H35ZM185 179V180H184ZM47 180H49L47 182ZM52 180V181H51ZM164 180V181H163ZM216 180V179H215ZM9 181V183L7 182ZM53 181L55 182L53 184ZM152 181V182H151ZM198 181V182H197ZM213 181V183H212ZM7 182V183H6ZM13 182V184H12ZM154 182V183H153ZM212 183V185H211ZM12 184V185H11ZM143 184V185H142ZM145 184V185H144ZM148 184V185H147ZM152 184V186H151ZM174 184V185H173ZM182 184V185H181ZM15 185V186H14ZM17 185V186H16ZM141 185V186H140ZM156 185V186H154ZM178 185V186H177ZM154 186V187H153ZM16 187V188H15ZM55 189H54V188ZM152 188V189H151ZM229 188V189H228ZM205 189V190H204ZM228 191V192H227ZM69 191H67L68 193ZM57 193V194H56ZM70 193V192H69ZM51 194V195H50ZM109 194V195H108ZM48 195V196H47ZM195 195V196H194ZM204 195V196H203ZM62 197V198H61ZM236 197V198H235ZM23 198V199H22ZM100 198V199H99ZM104 198V199H103ZM215 198V199H214ZM190 199V200H189ZM55 200V201H54ZM75 200V201H74ZM105 200V201H104ZM43 203H41V202ZM74 201V202H73ZM127 201V202H126ZM141 201V202H139ZM192 201V202H191ZM198 201V202H197ZM206 201V202H205ZM29 202V203H27ZM126 202V204H125ZM133 202H134V206L136 207L137 205V211L139 212L138 213V217L142 216L141 219H144L146 218L144 215H147L146 216H149L152 217L153 219L155 218L158 222L161 223L162 225V232H163V236L164 238L166 236H168L169 234H175V233H178L181 228L183 229L184 227H186L188 225L189 220L192 219V214H193V211L195 208H202V209H207V207H217V209H219L220 211H222V214L221 216H218L217 218L215 219H212L211 221H209L207 224H203L202 226H198V228L194 231V233L189 236L188 238H185L184 240L180 239L179 241H176L172 244H174V247H172V244H170L169 246L167 245L165 247L164 250L162 249H155L154 247V243L149 240V239H146L145 241H141L140 243H131V244H125V245H122L120 244V240L118 237V232L117 230L115 229L116 225L114 224L116 222V220H120L119 218H121L120 214L117 215L115 214V216L113 217H108V219H102L100 218L99 216L97 217V215L95 214L96 210H98L99 208L103 207L104 206H113L114 208H116L118 211H120L119 209L123 208L125 205H133ZM195 202V203H194ZM24 203V204H23ZM97 203V204H96ZM130 203V204H129ZM143 203L145 206V208L143 206H141ZM146 203V204H145ZM226 203V204H225ZM237 203V204H236ZM242 203V204H241ZM34 204V205H32ZM117 204V205H116ZM120 204V205H119ZM123 204V205H122ZM140 204V205H139ZM163 204V205H162ZM180 204V205H179ZM230 204V205H229ZM18 205V206H17ZM26 205V206H25ZM27 205H30V206H27ZM45 205V207H44ZM55 207H54V206ZM70 205L72 206V208L70 207ZM81 205V206H80ZM159 205V206H158ZM165 205V206H164ZM36 206V207H35ZM42 206V207H41ZM73 209L72 211L70 209ZM76 206V207H75ZM78 206V208H77ZM80 206V207H79ZM119 206V207H118ZM139 206H141V208H139ZM196 206V207H195ZM240 206H247L249 208V211L247 213H244V215L242 216H236L234 217V213H233V210L235 208H239ZM31 207V208H30ZM39 207V208H38ZM44 207V208H43ZM85 207V211L86 212H82L83 211V208ZM98 207V208H97ZM121 207V208H120ZM181 207V208H180ZM26 208V209H25ZM56 208V209H54ZM64 208V209H63ZM67 208L69 211H67ZM119 208V209H118ZM149 208V209H148ZM253 208V209H252ZM42 209H44L43 212ZM59 209V210H57ZM61 209V210H60ZM88 209V210H87ZM147 209V210H146ZM164 209V210H163ZM167 209V210H166ZM173 209V210H171ZM233 209V210H232ZM66 210V212H65ZM144 210V211H143ZM153 210V212H152ZM253 210V211H252ZM20 211V212H19ZM42 211V212H41ZM78 211V212H77ZM90 211V212H89ZM157 211V212H156ZM161 211V212H160ZM41 212V213H40ZM58 212V213H57ZM65 213H68V212H75L77 214H75V218L78 219V222L80 219V222H79V227H71L69 226V221H66L63 222V216H60V215H65ZM80 212V213H79ZM87 212H89L90 214H92V218H91V222H89L87 216L85 215ZM93 212V213H92ZM142 212V213H141ZM170 212V213H169ZM45 213V214H44ZM153 213V214H151ZM155 213V214H154ZM168 213V214H167ZM150 214V215H149ZM163 214V215H162ZM5 215V216H4ZM40 215V216H39ZM48 215V216H47ZM58 215V216H57ZM77 215V216H76ZM159 215V217H157ZM46 216V217H44ZM53 216V217H52ZM60 216V218H58ZM84 216V217H83ZM165 216V217H164ZM22 217V218H21ZM84 219H83V218ZM241 217V218H240ZM54 218V219H53ZM57 220H56V219ZM72 219V218H71ZM87 219V221H86ZM93 219V220H92ZM102 219V221H101ZM161 219V220H160ZM49 220V221H48ZM59 220H60V224L59 223ZM86 221V222H83ZM160 220V221H159ZM234 220V221H233ZM99 221V223H98ZM164 221V222H163ZM167 221V223H166ZM67 222V223H66ZM114 222V223H112ZM81 223V224H80ZM37 224V225H36ZM58 224V225H57ZM87 224V225H86ZM170 224V225H169ZM57 225V227H56ZM67 225V226H66ZM85 225V226H84ZM36 226V227H35ZM64 226V227H63ZM95 226V227H94ZM168 226V227H166ZM170 226H172L173 228H171ZM42 227V228H40ZM51 227H54V228H51ZM68 227V228H67ZM71 227V228H70ZM93 227V230L92 228ZM98 227V228H96ZM165 227V229L163 228ZM60 229V230H65L66 231H72L70 232V234H68L70 237L67 239L69 241L66 247L65 245V248H62V244L66 242H63L61 238H59L57 236V233L58 235L60 234V230H57ZM101 228V229H100ZM170 228V229H169ZM99 229V230H98ZM114 229L116 231H114ZM169 229V230H168ZM175 230V231H172ZM179 229V230H178ZM19 230V231H18ZM39 230V231H38ZM54 230V231H53ZM105 230V231H104ZM177 230V231H176ZM47 231V233H46ZM56 231V232H55ZM168 232V233H167ZM171 232V233H170ZM175 232V233H174ZM43 234V235H42ZM54 234V235H53ZM56 234V236H55ZM65 234V233H64ZM52 235V236H51ZM113 235V236H112ZM50 236V238L48 237ZM112 236V237H111ZM47 238L48 240H45L44 241V238ZM105 237V238H104ZM42 239V240H41ZM103 239V240H102ZM115 240H117V242H113ZM187 239V240H186ZM88 240V241H98L99 244H100V248H103L100 250V248L95 251V253H87V254H83V251H84V247H85V241ZM31 241H34V239H31ZM55 242V243H51V242ZM101 241V242H100ZM108 241L110 242V245H108ZM71 242V243H70ZM112 242V243H111ZM40 243V244H39ZM42 243V244H41ZM50 243V244H49ZM103 243V245H102ZM47 244V245H46ZM52 244V246H51ZM56 244V245H54ZM121 246H119V245ZM177 244V245H176ZM26 247L25 248H30L28 247V243L25 242L24 244ZM41 245H43L41 247ZM49 245V246H48ZM59 245V246H58ZM70 245V246H69ZM127 245V246H126ZM37 246H39L37 248ZM45 246V247H44ZM105 246V247H104ZM109 246V247H108ZM112 246V247H111ZM115 246V247H113ZM118 246L120 248H118ZM70 247V248H69ZM109 249H108V248ZM111 247V249H110ZM127 247V248H125ZM170 247V248H169ZM41 248V249H39ZM44 250H43V249ZM105 248V249H104ZM151 248H152V251H151ZM168 248V249H167ZM178 248V250L176 251V249ZM64 249V250H63ZM74 249V250H72ZM116 249V250H115ZM119 249V250H118ZM126 249V250H125ZM173 249V250H172ZM108 250V251H107ZM118 250V252H117ZM184 250V251H183ZM112 251V252H111ZM138 251V252H137ZM159 252L158 254L160 255V257H163V255H165L162 260L161 258L159 257V255H153L154 252ZM169 251V252H168ZM71 252V253H70ZM114 252V253H113ZM117 252V253H116ZM147 252V253H146ZM150 252V253H149ZM186 252V253H185ZM139 253V254H138ZM153 253V254H152ZM176 253V255H175ZM50 254V255H49ZM117 254V255H116ZM121 254V255H120ZM136 255V257L134 255ZM141 254V255H140ZM167 254V255H166ZM71 255V257H70ZM82 255V256H81ZM91 255V256H90ZM95 255V256H94ZM147 255V256H145ZM200 254H194V256H190L189 258H191L190 261H188L186 264H201V260H200ZM75 256V257H74ZM111 256V257H109ZM121 258H118L120 257ZM127 258H126V257ZM176 256V257H175ZM63 257V258H62ZM66 257V258H65ZM92 257V258H91ZM117 257V258H115ZM145 257V258H144ZM156 257V258H155ZM158 257V258H157ZM166 257V258H165ZM62 260H61V259ZM80 258V260H79ZM84 260H83V259ZM124 258V259H122ZM193 258V259H192ZM64 259V260H63ZM66 259H68L69 261H67ZM156 259V260H155ZM171 259V261H170ZM57 260V261H56ZM123 260V261H122ZM128 260V261H127ZM130 260H134V261H130ZM159 260V261H158ZM17 261V262H16ZM125 261V262H124ZM169 261V262H168ZM175 263H174V262ZM2 264H21L19 259H14V260H10L9 262H6V261H1ZM56 262V263H55ZM81 262V263H80ZM114 262V263H113ZM122 262V263H121ZM134 262V263H133Z\"/></svg>",
	"mask_w": 264,
	"mask_h": 264
}]
</instances>
